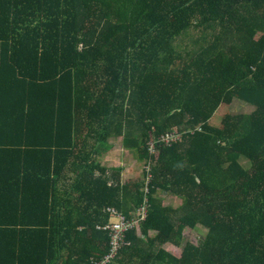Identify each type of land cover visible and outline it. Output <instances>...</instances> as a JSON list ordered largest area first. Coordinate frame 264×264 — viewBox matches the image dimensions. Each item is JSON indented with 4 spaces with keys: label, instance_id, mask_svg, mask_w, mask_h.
<instances>
[{
    "label": "trees",
    "instance_id": "obj_1",
    "mask_svg": "<svg viewBox=\"0 0 264 264\" xmlns=\"http://www.w3.org/2000/svg\"><path fill=\"white\" fill-rule=\"evenodd\" d=\"M145 200L105 264H264V0H0V264H102Z\"/></svg>",
    "mask_w": 264,
    "mask_h": 264
},
{
    "label": "rangeland",
    "instance_id": "obj_2",
    "mask_svg": "<svg viewBox=\"0 0 264 264\" xmlns=\"http://www.w3.org/2000/svg\"><path fill=\"white\" fill-rule=\"evenodd\" d=\"M184 44V43H183ZM253 108V106H251ZM234 112V113H240V112H248L249 108L248 106L246 107L245 103L241 100L237 101L234 105L230 106V107H224L219 109L218 111L215 112V114L213 115L212 119H211V123L213 125H221L222 120L224 115L227 112ZM116 151H119L120 153H116L114 152V154H112V156H110L108 158V161L110 164H113V166L117 165L122 167L123 165V170L124 168L127 166L126 162H130L129 159H131V157L133 156L132 154H126L124 152L125 148L122 145V142H117L116 143ZM101 161V160H100ZM241 161H245V163L247 164V167H250V162L245 159L242 158ZM101 163H103V160L101 161ZM137 164V165H136ZM129 175H136V177H134L131 180H137V179H144V168H143V164L138 163V161H136L135 166L129 167V171H126ZM125 172V174H127ZM165 196V200L171 205V203L175 206H177L178 202L176 203V199L171 197V195H166V193L164 194ZM167 204V205H169ZM185 235V240L189 241L195 245L200 244L206 237L207 231L204 228L199 227L197 230L195 231H191V230H187L184 233ZM168 251L170 253L176 254L177 256L180 255L181 250L180 249H176L173 247H168Z\"/></svg>",
    "mask_w": 264,
    "mask_h": 264
},
{
    "label": "built area",
    "instance_id": "obj_3",
    "mask_svg": "<svg viewBox=\"0 0 264 264\" xmlns=\"http://www.w3.org/2000/svg\"><path fill=\"white\" fill-rule=\"evenodd\" d=\"M181 137L182 133L177 130H174L171 132H167L165 135L159 138L158 142H162L168 146H171L172 144L179 142L181 140ZM150 149L152 152L155 151L154 142H151ZM108 211H110V215L111 217H113L114 220L109 225L103 228V230L109 233L110 251L108 256L102 262V264L108 263L109 260L113 259L116 256L119 248L124 245L125 236L127 232L135 228L138 229L140 223L146 220L148 214L147 200H145V202L137 210L136 219L134 217V219L131 221L127 220L126 217H124L122 214L116 213L114 210Z\"/></svg>",
    "mask_w": 264,
    "mask_h": 264
},
{
    "label": "crops",
    "instance_id": "obj_4",
    "mask_svg": "<svg viewBox=\"0 0 264 264\" xmlns=\"http://www.w3.org/2000/svg\"><path fill=\"white\" fill-rule=\"evenodd\" d=\"M245 105H246V107L248 106V108H249L248 113H249L252 110V107L250 105L246 104V103H245ZM122 141H123L122 137H120V138H117V137H111V138H109L107 140V147L108 148H107L106 152H104V154H102V156L100 158H98V161L101 163V161L103 160V163H101L102 166H104V167H106L108 169H119L120 171H119V175L118 176L120 178V182L125 183L126 181H128V180L133 179L134 177H136V175H129L126 172V171H129V167L135 166V163H136L137 160L135 159L134 154L131 151L127 150V149L124 150V152L126 154L128 153V154H132L133 155L131 157V159H129L130 162H126L127 163V166L124 168V170H123V165H122V167L117 166V165L113 166L114 163L113 164H110L109 162H106V161H108V158L110 156H112V154H114V152L120 153L119 151H116L115 148H116V143L117 142H122ZM122 145H123V142H122ZM125 172L127 174H125ZM176 200H177L176 203L178 202V204H179L180 203V200L179 199H176ZM166 203L169 204L168 202H166ZM171 205H173V204L171 203Z\"/></svg>",
    "mask_w": 264,
    "mask_h": 264
}]
</instances>
